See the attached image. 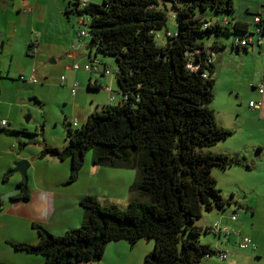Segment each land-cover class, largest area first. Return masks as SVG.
<instances>
[{"label":"trees","instance_id":"trees-1","mask_svg":"<svg viewBox=\"0 0 264 264\" xmlns=\"http://www.w3.org/2000/svg\"><path fill=\"white\" fill-rule=\"evenodd\" d=\"M66 1V15L89 19L88 48L115 60L120 98L91 112L80 127L66 125V144L42 145L37 157L68 159L69 183L92 150V165L135 171L128 187L135 197L119 208L83 196L78 227L54 235L33 225L36 244L10 242V247L42 256L43 264L94 263L108 243L120 240L129 245L152 241L142 264H200L217 255L219 250L199 243L201 232L212 233L210 227H198L195 221L203 211L230 205L216 188L211 169L241 166L244 158L209 150L233 133L217 125L209 107L212 57L223 47L217 40L226 37L220 35H230V47L245 50L233 42L247 25L233 18L232 0H101L82 9L80 0ZM166 2L175 12L176 31L158 45L155 35L165 27ZM206 10L225 16L213 21L197 16ZM210 36L216 37L206 45L203 39ZM10 132L29 135L23 129ZM20 195L27 200L26 186Z\"/></svg>","mask_w":264,"mask_h":264},{"label":"crops","instance_id":"crops-1","mask_svg":"<svg viewBox=\"0 0 264 264\" xmlns=\"http://www.w3.org/2000/svg\"><path fill=\"white\" fill-rule=\"evenodd\" d=\"M83 1L92 4L96 2L95 0ZM235 1L237 0H232L234 7L232 16L236 21L246 24L248 29L250 25L244 17L252 18V12L256 13L259 10L256 7L251 11V5L243 3V8L238 9L241 14L237 16ZM66 5V0H0V122H5V125L0 127V194L22 182L9 175L4 179L5 171L12 168L15 162L29 159L19 145L24 135L11 134L10 131L23 129L29 133L31 130L22 120L29 115L32 108L38 110L37 104L41 102L37 101L36 97L40 98L43 90L51 86L48 80L51 71L47 68V63L52 64L57 58L64 61L71 57L78 58L81 66L93 61L100 64V71L97 73H88L83 68L81 71L87 76V91H100L104 93L105 99L94 103V98H90L88 103L83 92H80L78 97H75L76 93L70 95L80 108L78 111L72 108L71 110L78 115L83 113L81 124L91 112L119 101L116 80L111 78L114 76L113 79H115V73L105 59L99 58L93 49L88 48V39L78 36L80 27L74 15L64 13ZM260 8H264V5ZM70 16H73V22L70 21ZM230 41V38L223 37L217 40V44L223 47L215 50L212 57L214 93L210 107L214 112L217 125L231 129L233 133L225 140L219 141L225 142L217 150L211 149V152L238 155L244 158L241 166L228 167L222 172L228 175L230 185L236 186L235 189H229V192L234 193L235 191L244 192L255 185L254 170L261 171L260 175L264 177V141H261L259 137L260 133L264 136V51L258 48L235 49L230 47ZM31 44L36 46L34 54L27 52ZM104 68L109 69V74L103 73ZM30 75L34 76L36 83L29 82ZM72 82L76 81L70 77L63 86H60L67 90ZM77 84L76 92L80 89V84L78 82ZM259 85H262V93L257 91ZM110 95L114 96L113 102L108 101ZM251 101L260 102V106H248V102ZM75 119L78 122L77 118ZM250 150H255L256 161L250 159L252 154ZM45 159L59 161L51 166L63 163V160ZM65 164H67L66 161ZM99 169H101L100 166L92 164L87 168L91 179L100 171H105ZM59 172L62 173L63 170ZM121 175L129 179L128 175ZM51 182L52 180L43 181V186L31 184L27 187V200H23L20 195L0 203V262L43 264L42 256L16 251L10 247L9 243L36 244L38 236L33 225H40L54 235H61L66 230L81 224L83 211L79 206V200L89 193L81 190L74 194L75 198H55ZM129 184L119 180L116 188L122 194L125 191L128 192ZM56 185L59 183L56 182L54 186ZM251 192L253 195L256 194V197L264 198V189L261 184H257ZM95 199L101 205L121 204L122 208L130 201L129 198ZM242 206L244 212L250 211L252 216L256 213V208L251 207L247 202ZM209 213L212 221H215L211 226L216 225L218 229L226 228L229 233L214 232L212 234L217 239H220L222 235L227 241L232 239L235 244L232 249L236 253L239 249L237 245L239 239L234 240V238L246 231L245 216H240L238 219L234 217L232 220L233 215L227 213L220 214L215 211ZM246 234L245 237H248L255 246L254 251L245 250L248 251L245 254L247 255L246 263L261 264L264 258V237L257 235L251 229H247ZM152 247V241L147 240H139L132 245L124 240L110 242L105 246L101 258L89 264H142L145 255L151 251ZM218 250L228 253L222 249ZM226 260L221 262L226 263Z\"/></svg>","mask_w":264,"mask_h":264},{"label":"rangeland","instance_id":"rangeland-1","mask_svg":"<svg viewBox=\"0 0 264 264\" xmlns=\"http://www.w3.org/2000/svg\"><path fill=\"white\" fill-rule=\"evenodd\" d=\"M95 4L101 3V0H95ZM243 3H249L251 11L254 8H258L260 10L264 5V0H237L235 1V7L237 9L236 15H240L241 8H243ZM254 4V5H252ZM165 27L158 31L156 42L158 45H163V43L166 41L164 34L165 31L170 32L171 34L175 33L176 31V21L174 20V10L171 7V4L169 2H166L165 4ZM240 10L238 11V9ZM250 13V12H249ZM254 14V12H252ZM223 15V14H222ZM222 15H217L212 13L210 10H206L202 13H197V16H200L207 21H213L214 18H217ZM225 16V15H223ZM249 22L248 30H252V19L251 17L245 16ZM70 21L73 22L74 18L73 16H70ZM74 27L76 28L75 24ZM77 29V28H76ZM225 36L226 38H230V35H220ZM216 36H210L209 38L203 39L204 43L206 45H209L212 43L213 39ZM71 55V54H70ZM99 58H103L108 62V66L111 68V70L116 74L117 68L115 64V60L111 57L103 56L101 54H97ZM54 63H47V68L51 71V74L49 75V83L50 88H47L43 90L44 92L42 95H40V98L36 97L37 101L41 102V104H37L38 110L35 108L31 109V112H29V115L25 116L22 120L23 123L31 129L29 131V135L23 136V140H21L20 144H23L21 146V150H24L25 154L29 159L28 161V168L26 170V187H29L31 184L43 186V181H51V185L53 186L52 191L54 193L55 198H75L74 194L78 191L84 190L87 193H89V196H92L94 198H134L131 194H129L127 191L120 194L119 190L116 188L118 185L119 180H123L126 183H131L134 180L135 177V171L130 169H115L110 167H101L99 170H105L100 171L96 174L95 177L92 179L90 178V175L87 171V168L91 166V157H92V150H89L86 152L84 156V162L83 165L79 171V174L75 181L68 183V171H69V160H63V163H57L58 165L51 166L54 164V161L50 159L45 158H51L52 157H45L42 159H39L37 157V154L42 147V145H47L55 148H62L66 144L65 140V126L67 123L73 121L78 125H72L70 124L73 129L80 127L81 124V114H76L71 110H79L80 108L75 104V101L71 99L70 97V91L69 89H65L61 87V79H64V82H66L70 77L74 78L76 82H78L80 85V89L76 92L75 97L79 96L80 92H83V94L86 95V99L89 100L90 98H94V103L98 100L99 102L103 101L105 99L104 93L102 92H90L86 89L87 84V76L81 71V63L78 58H67L66 60H59L57 58ZM114 77V76H113ZM112 80H115L113 79ZM73 83V82H72ZM112 87H114L112 83ZM86 92V93H85ZM90 92V93H88ZM90 96V97H89ZM70 104V105H69ZM210 107V105H209ZM211 108V107H210ZM66 117V119L64 118ZM29 118V120H27ZM77 121L76 122V119ZM69 126V124H68ZM247 126V125H246ZM18 131V130H16ZM245 131V130H244ZM247 132V131H245ZM244 135V133L242 134ZM260 139L261 141H264V136L260 133ZM233 138V136L231 137ZM230 138V139H231ZM229 139V140H230ZM223 142H219L217 145L211 147V149L217 150L220 146H222ZM228 142V141H227ZM205 150V149H204ZM250 159L253 161H256L255 156V150H250ZM253 157V158H252ZM56 159V158H54ZM65 161L67 164H65ZM250 161V160H249ZM9 170V169H8ZM63 170L62 173L59 171ZM7 171V170H6ZM5 171V172H6ZM110 172V174H109ZM223 169H220L218 167H213L211 169V175L216 181V188L220 191V195L222 198L228 202H230V205L224 208L222 211H215L220 214H229L233 215L235 218L238 219L240 216H245V225L244 229L247 231V229H251L254 233L257 235H260L264 237V198L256 197L251 192L252 188H256L257 184L262 185V189H264V177L260 175L261 171L254 170L253 173L255 174L254 181L255 185L253 187L248 186L249 190H244V192L235 191L234 193L229 192V189H235V185H230L229 183V177L223 174ZM121 174H126L129 176L128 178H125ZM64 175V176H63ZM9 176H12L14 178L22 180V177L19 173H13ZM59 176V177H58ZM60 176H63V178ZM108 179V180H107ZM59 183V185H55V183ZM102 182V183H101ZM128 186V187H129ZM15 186H13L9 191H11ZM230 187V188H229ZM7 191V192H9ZM6 193V192H5ZM4 194V193H2ZM0 194V195H2ZM262 196V195H261ZM97 200V199H96ZM127 201V200H126ZM99 202V201H98ZM248 203L251 207L256 208V213L254 216L251 215L250 211L243 210V204ZM100 203V202H99ZM117 207L122 208L121 204H115ZM214 224L215 221H212V218L210 216L209 212L203 211L201 213V216L195 221V224L198 227L206 228L210 227ZM246 231H243L241 234H239L240 237L247 236ZM237 235V238H234V240L240 239ZM199 243L208 245L210 248L218 250L222 249L227 251L228 258L226 260V263L219 261L218 257L212 256L209 258H204L200 262V264H228L231 262V264H247V258L245 256L248 251H241L237 250L235 253V250H233V246L235 245L233 243V240L230 241L226 240L225 236H221L220 239H217L215 235L210 233H200L199 236ZM234 244V245H233Z\"/></svg>","mask_w":264,"mask_h":264},{"label":"built area","instance_id":"built-area-1","mask_svg":"<svg viewBox=\"0 0 264 264\" xmlns=\"http://www.w3.org/2000/svg\"><path fill=\"white\" fill-rule=\"evenodd\" d=\"M86 2L83 0H80L79 9H82L86 6ZM77 25L80 27V30L78 32V36L85 37L88 39V33L86 30V25L89 22V19L85 15H79L75 16ZM252 30H246V32L241 36V38H236L233 42L235 46H239L240 48H258L262 49L264 51V8L259 10L258 12L252 14ZM170 35V33L166 32L165 36ZM155 38L158 39L160 37H157V34L155 35ZM28 54H34L36 52V46L34 44H31L30 47L27 49ZM100 64L97 61H93L90 63H86L82 66L83 70L88 73H97L100 71ZM104 74H109V69L104 68L103 70ZM30 83H36V80L33 75H30L29 77ZM64 79H61V85H64ZM77 82H73L69 86V91L71 95H74L76 93L77 89ZM258 93H262V85H259L257 88ZM114 96L110 95L108 98L109 102H113ZM248 106L250 107H259L260 102H248ZM5 125V122H0V127H3ZM72 125H76L75 122L72 123ZM231 219H234V216L231 217ZM210 229L212 233L214 232H225L226 234H229L226 228L218 229L216 225L210 226ZM238 248L241 250H255L254 244L250 241L248 237H240L238 242ZM219 259V261H225L227 258V253L224 251H219V253L216 255ZM261 264H264V258L262 259Z\"/></svg>","mask_w":264,"mask_h":264},{"label":"water","instance_id":"water-1","mask_svg":"<svg viewBox=\"0 0 264 264\" xmlns=\"http://www.w3.org/2000/svg\"><path fill=\"white\" fill-rule=\"evenodd\" d=\"M28 165H29L28 161H26V159H22L18 162H15L13 164V167L5 172L6 176L13 174V173H19L22 177V184L21 185L18 184L11 191L0 195V203L3 200H12L13 197H16L18 194L21 193L22 189L26 186V174L25 173L28 168Z\"/></svg>","mask_w":264,"mask_h":264},{"label":"flooded vegetation","instance_id":"flooded-vegetation-1","mask_svg":"<svg viewBox=\"0 0 264 264\" xmlns=\"http://www.w3.org/2000/svg\"><path fill=\"white\" fill-rule=\"evenodd\" d=\"M22 184V182L19 184V185H21ZM14 198V197H13Z\"/></svg>","mask_w":264,"mask_h":264}]
</instances>
